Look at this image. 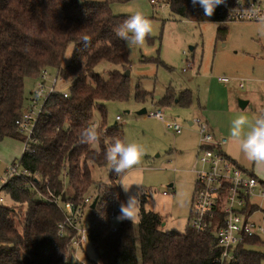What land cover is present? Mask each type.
I'll return each mask as SVG.
<instances>
[{"label": "trees", "instance_id": "16d2710c", "mask_svg": "<svg viewBox=\"0 0 264 264\" xmlns=\"http://www.w3.org/2000/svg\"><path fill=\"white\" fill-rule=\"evenodd\" d=\"M126 1L0 0V139H25L16 121L29 107L26 78L39 80L46 68L54 67L63 80H75L68 96L60 91L48 96L33 129L35 141L20 158L22 174L0 188V264H84L75 259L80 233L67 223L61 203L54 201L65 194V177L74 196L65 195L64 201L88 209L80 226L95 250L96 264H219L215 227L206 232L191 226L183 233L164 231L161 216L144 207L138 224L113 222L111 213L124 202L122 175L111 170L106 182L94 179V170L110 166L104 153L113 137L125 140L119 124L108 126L104 102L130 97L131 78L124 75L131 64L128 47L115 31L129 16L115 15L110 7ZM167 4L174 14L189 19L201 9L191 0H167ZM212 19L227 22L226 15L215 14ZM226 30L220 26L218 32ZM85 36L90 39L87 45L82 43ZM70 44L75 46L73 55L65 62ZM103 61L119 66L108 78L95 71ZM149 94L137 86V101L148 100ZM180 95V104L191 103L188 91ZM175 99L169 94L162 103L171 105ZM90 124L99 127L98 147L80 142ZM93 187L98 196L94 208L83 203ZM260 247L264 243L259 236L250 238L224 264H262Z\"/></svg>", "mask_w": 264, "mask_h": 264}, {"label": "rangeland", "instance_id": "374dc122", "mask_svg": "<svg viewBox=\"0 0 264 264\" xmlns=\"http://www.w3.org/2000/svg\"><path fill=\"white\" fill-rule=\"evenodd\" d=\"M85 1V0H82ZM103 1V0H99ZM128 0L114 2L110 5L115 15H132L137 11L144 13L152 21L153 32L142 46L128 47L131 61V92L126 101H105L107 107V124L109 127L119 126L125 134V141H135L143 145L145 155L142 162L127 175H122L119 182L138 183L133 185L132 192L142 193L141 208L158 213L162 218L161 229L183 233L191 222V209L196 186L195 168L199 166L196 156L200 141V126L190 125V121L200 119L210 129L228 138L226 151L249 172H254L260 181L251 197V204L258 209L253 211L250 219L260 227L259 237L264 243V173H257L255 167L239 152L238 144L229 134L231 121L238 115L250 119L260 111H264V29L256 21L219 22L212 17L185 18L174 14L166 4L167 0ZM226 26L225 34L219 33V27ZM74 44L67 49L68 62L74 50ZM119 66L110 62H100L95 71L108 78L109 73ZM45 85H52L58 75V69L48 67ZM220 76H226L231 82H222ZM32 78L25 79L26 102L29 103L32 90L43 82ZM74 78L58 80V91H70ZM240 82L244 87L240 88ZM148 91V100H136L137 86ZM190 93L191 103H180L170 106L162 103L163 99L173 94L176 100L181 93ZM160 97V98H159ZM158 100L154 104L152 100ZM240 99L246 100L241 107ZM146 108L147 112L139 114ZM161 110L165 119H175L183 126L182 133H175L165 123L150 116L151 112ZM122 120L117 122L116 116ZM95 120L101 122L99 113ZM26 139L5 137L0 139V176L8 177L7 168L16 163L19 173L23 168L19 161ZM110 166L94 170L96 181H107ZM67 198L74 196L67 177L64 178ZM263 182V183H262ZM4 184L0 180V188ZM123 192V191H122ZM87 196L94 201L97 189L92 188ZM124 202L127 200L123 192ZM6 203H10L7 199ZM98 208H101L99 202ZM88 209L83 212V220ZM90 213L88 214V216ZM75 259L84 264H96V253L93 246L86 241L76 248ZM261 250L264 247H260ZM77 261V260H76ZM264 264V259L262 260Z\"/></svg>", "mask_w": 264, "mask_h": 264}, {"label": "built area", "instance_id": "2783aa9c", "mask_svg": "<svg viewBox=\"0 0 264 264\" xmlns=\"http://www.w3.org/2000/svg\"><path fill=\"white\" fill-rule=\"evenodd\" d=\"M151 2L158 3L157 0H151ZM253 5L264 12V0H225L224 4L215 8L213 15H226L227 21H256L232 12L233 9L249 8ZM199 13V17H209L205 16L202 8ZM47 77H49L48 68L43 71V82L38 84L29 99L27 111L16 121L20 132L25 134L26 148L24 150L30 149L31 142L35 141L33 129L43 109L44 102L50 94L58 91L56 87L58 80L63 81V78L58 74L52 80V85L47 87L45 85ZM219 80L226 83L231 82V79L226 76H220ZM239 86L243 88L244 83L240 82ZM60 92L64 96H68V91ZM150 116L163 121L175 133H182L183 131L180 122L175 119H165L161 110L151 112ZM116 120L117 122L121 121L122 116L117 115ZM192 123H198L200 126V143L197 155L199 166L195 169L196 186L190 226L198 232H206L215 227V248L220 250L216 261L219 264H224L234 259L239 245L244 244L250 238L259 236L260 227L250 219L253 211L249 209H253L250 199L260 181L227 155L224 151V146L228 142L226 137H221L218 132L210 129L207 123L200 119H196ZM7 174L6 179L0 176V180L4 183L9 178L21 174L18 165L16 163L9 165ZM261 196L264 197V189L261 191ZM91 197L87 196L83 203L86 205L93 203ZM54 201L61 203L66 211L67 223L79 231L80 236L75 241V247L78 248L87 241L85 229L80 226L84 212L82 205L77 206L72 201H64L59 198ZM118 210L119 206L111 213L110 219L113 222L116 221L115 213ZM116 229L117 226L114 224L112 230Z\"/></svg>", "mask_w": 264, "mask_h": 264}, {"label": "clouds", "instance_id": "9594fccd", "mask_svg": "<svg viewBox=\"0 0 264 264\" xmlns=\"http://www.w3.org/2000/svg\"><path fill=\"white\" fill-rule=\"evenodd\" d=\"M195 7L199 5L205 16H212L217 6L224 4L225 0H191ZM232 12L255 19L264 29V12L257 9L254 5L249 8H237ZM116 35L123 39L129 48L142 46L146 39L152 34V21L144 13L137 11L125 19L116 29ZM89 37L85 36L82 43L87 45ZM230 137L238 144L239 152L250 162L257 173H264V111H260L250 119L245 115H238L232 121L229 129ZM101 135L96 124H90L83 130L80 142L98 147ZM145 149L142 144L135 141H125L119 137H113L111 143L104 153L105 160L110 165V169L117 176L127 175L142 162ZM133 185L140 186L138 183H120L122 191L126 194L127 200L121 202L117 221L130 220L133 223L138 218L140 207V196L142 193L132 192Z\"/></svg>", "mask_w": 264, "mask_h": 264}, {"label": "crops", "instance_id": "0c3cea01", "mask_svg": "<svg viewBox=\"0 0 264 264\" xmlns=\"http://www.w3.org/2000/svg\"><path fill=\"white\" fill-rule=\"evenodd\" d=\"M240 87V86H239ZM160 98V97H159ZM158 100H152V102L154 103V104H158V102H157ZM177 103H179V99L178 100H174V102H173V104H177ZM172 105V104H171ZM167 106H170V105H167ZM117 117V116H116ZM189 124L190 125H193V123H192V121H190L189 122ZM228 139V138H227ZM199 143H200V141H199ZM227 144H228V142H227ZM226 144V145H227ZM225 145V146H226ZM225 146H224V151L227 153V155L230 157V158H232L239 166H241L243 169H245L247 172H249L248 171V169H246L244 166H242L235 158H233L227 151H226V149H225ZM198 148H199V144H198ZM198 148H197V153H196V156L198 155ZM196 169V168H195ZM195 171V170H194ZM250 174H252V175H255L254 174V172H249ZM196 174V173H195ZM256 176V175H255ZM257 177V176H256ZM263 183V182H262ZM195 191V190H194ZM253 209L255 210V209H258V206L256 205V204H254L253 203Z\"/></svg>", "mask_w": 264, "mask_h": 264}, {"label": "water", "instance_id": "95a60500", "mask_svg": "<svg viewBox=\"0 0 264 264\" xmlns=\"http://www.w3.org/2000/svg\"><path fill=\"white\" fill-rule=\"evenodd\" d=\"M130 69H127L125 72H124V75L125 76H130ZM246 104H247V101L246 100H241L240 99V105H241V107H245L246 106ZM147 112V110H146V108H143V109H141L140 111H139V114H144V113H146ZM62 200H65V195H63V198H62ZM97 200H98V198H96L94 201H93V203H92V208H94L95 206H96V204H97Z\"/></svg>", "mask_w": 264, "mask_h": 264}]
</instances>
